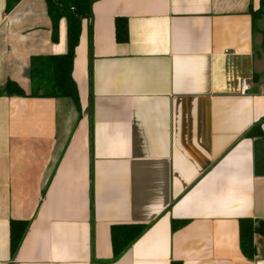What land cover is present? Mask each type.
I'll return each instance as SVG.
<instances>
[{
    "label": "crops",
    "instance_id": "crops-1",
    "mask_svg": "<svg viewBox=\"0 0 264 264\" xmlns=\"http://www.w3.org/2000/svg\"><path fill=\"white\" fill-rule=\"evenodd\" d=\"M6 1L0 264H264V236L248 259L239 229L264 221L261 0L95 1L74 60L80 110L32 96V60L67 53L66 20L53 42L46 0L9 13ZM9 81L26 97L8 96ZM14 221L29 227L12 258ZM122 225L148 228L112 262Z\"/></svg>",
    "mask_w": 264,
    "mask_h": 264
},
{
    "label": "trees",
    "instance_id": "trees-1",
    "mask_svg": "<svg viewBox=\"0 0 264 264\" xmlns=\"http://www.w3.org/2000/svg\"><path fill=\"white\" fill-rule=\"evenodd\" d=\"M22 0H7L6 12H11ZM97 0H46L48 15L52 21V40L58 42L59 24L64 19L67 22L68 51L62 55L40 57L32 60L30 76L36 88L32 94L34 97L47 98H69L80 110V96L78 86L73 78L74 60L76 48L79 45L82 33V22L90 17L92 5ZM264 15V0L260 1V9L252 12L255 20ZM116 40L124 44L129 41V28L126 18L116 19ZM43 90V94L38 91ZM4 92L8 96L26 97V93L15 82L9 81ZM261 134L259 127L248 133V137H255ZM28 222L14 221L11 223V254L12 258L17 254L22 241L26 235ZM174 225L173 229H178ZM146 225H122L112 227V262L119 260L130 246L146 231ZM240 229V250L242 254L253 259L256 254L254 236H264V221L253 219H241Z\"/></svg>",
    "mask_w": 264,
    "mask_h": 264
},
{
    "label": "built area",
    "instance_id": "built-area-1",
    "mask_svg": "<svg viewBox=\"0 0 264 264\" xmlns=\"http://www.w3.org/2000/svg\"><path fill=\"white\" fill-rule=\"evenodd\" d=\"M242 88H243V92H247L250 87L245 82H243Z\"/></svg>",
    "mask_w": 264,
    "mask_h": 264
}]
</instances>
